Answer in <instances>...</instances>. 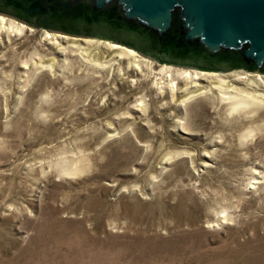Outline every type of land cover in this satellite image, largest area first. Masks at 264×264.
<instances>
[{"label": "rangeland", "instance_id": "rangeland-1", "mask_svg": "<svg viewBox=\"0 0 264 264\" xmlns=\"http://www.w3.org/2000/svg\"><path fill=\"white\" fill-rule=\"evenodd\" d=\"M30 27L0 36V264H264V105L181 102Z\"/></svg>", "mask_w": 264, "mask_h": 264}, {"label": "water", "instance_id": "water-1", "mask_svg": "<svg viewBox=\"0 0 264 264\" xmlns=\"http://www.w3.org/2000/svg\"><path fill=\"white\" fill-rule=\"evenodd\" d=\"M0 13L161 62L264 73V0H0Z\"/></svg>", "mask_w": 264, "mask_h": 264}, {"label": "bare ground", "instance_id": "bare-ground-1", "mask_svg": "<svg viewBox=\"0 0 264 264\" xmlns=\"http://www.w3.org/2000/svg\"><path fill=\"white\" fill-rule=\"evenodd\" d=\"M26 28L33 30L21 20L17 21L9 15L0 13V36L3 33L18 35ZM42 34L44 39L52 37L48 43L57 55L66 51L75 52L84 65L97 70H111L117 65V69L122 71L123 75L136 72L143 77H152L160 89L180 96L181 102L202 94L209 96L215 94L220 99L229 101L231 109L264 105V73L261 72L244 68L222 71L180 66L158 61L115 41L86 36L71 37L49 30H42ZM121 62H125L124 67L121 66ZM202 165H209V162L203 161Z\"/></svg>", "mask_w": 264, "mask_h": 264}]
</instances>
